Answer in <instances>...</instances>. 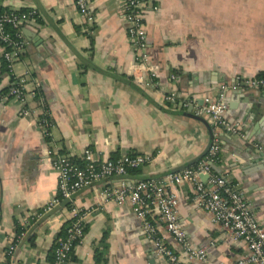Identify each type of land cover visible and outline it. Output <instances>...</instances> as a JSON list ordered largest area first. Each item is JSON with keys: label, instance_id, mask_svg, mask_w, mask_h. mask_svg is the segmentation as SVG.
<instances>
[{"label": "crops", "instance_id": "0c3cea01", "mask_svg": "<svg viewBox=\"0 0 264 264\" xmlns=\"http://www.w3.org/2000/svg\"><path fill=\"white\" fill-rule=\"evenodd\" d=\"M144 2L147 52L156 75L151 79L145 73L148 81L140 84L128 71L134 50L123 0H90L94 20L84 24L72 0H0L5 10L38 14L21 30L27 45L10 71L2 69L0 45V264H48V253L68 221L70 201L86 213L85 231L62 264H164L128 203L117 204L104 190L160 179L198 156L209 134L205 124L185 112L193 105L191 112L212 125L200 110L222 86L227 87L225 118L240 124L252 147L242 136H221L226 129L212 125L220 144L213 170L236 184L264 227V90L237 84L264 75V0ZM12 75L23 79V100L9 93ZM169 91L188 104L167 103ZM85 149L96 161L123 154L151 159L136 171L77 191L66 206L49 213L46 208L57 195L49 154L65 153L82 164ZM169 189L177 196L187 240L207 250L202 262L188 263L180 255L183 264H230L246 253L242 241L193 205L190 182ZM16 223L26 234L8 253ZM156 225L174 248L163 224L157 220Z\"/></svg>", "mask_w": 264, "mask_h": 264}, {"label": "built area", "instance_id": "2783aa9c", "mask_svg": "<svg viewBox=\"0 0 264 264\" xmlns=\"http://www.w3.org/2000/svg\"><path fill=\"white\" fill-rule=\"evenodd\" d=\"M72 1L83 24L94 20L90 0ZM123 4L126 31L134 50V60L128 71L135 81L146 84L148 80L145 78V73H148L151 79L156 75L155 68L149 63L147 52L144 22L146 5L144 0H123ZM37 18L38 14L35 10H5L0 6V45L7 70H11L13 63L19 60L25 51L27 43L22 38V26L35 22ZM7 27L13 29V34ZM170 77L172 81L177 79L175 74H171ZM241 83L248 90H264V75L238 79L237 84ZM226 91L227 87L222 86L216 98H205L200 111L207 115L214 127L222 126L231 134L243 136L240 124L225 118ZM9 93L15 99L23 100L25 96L23 79L12 75ZM165 99L173 106L188 104L187 101L180 100L175 91H169ZM40 124L45 129L49 123L44 117L40 119ZM219 149V140L214 137L207 154L195 166L168 173L160 179L145 178L136 182H121L115 188L109 187L104 190L105 194L117 204L128 203L135 216L140 219L145 236L152 241L164 264H183L182 258L188 263L202 262L207 257L205 247L190 244L178 219V199L169 189V185L183 181H188L192 185L193 205L210 214L213 222L228 231L235 239L243 242L246 253L230 264H264V227L253 216L244 194L236 184L213 171L212 167ZM49 155L51 166L57 174V195L49 202L47 211L59 205L64 199L71 200L74 193L96 181L114 175H126L129 169L139 168L151 159L146 154H123L115 159L96 161L92 152L85 149L82 164H78L62 154ZM200 175H207L206 180L202 181ZM67 210L69 225L64 236L56 238L53 264H62L68 260L75 242L81 240L85 231L86 213L71 201ZM157 220L163 224L172 238L174 248L169 247L159 234ZM19 242L20 236L15 234L7 252L14 251Z\"/></svg>", "mask_w": 264, "mask_h": 264}, {"label": "water", "instance_id": "95a60500", "mask_svg": "<svg viewBox=\"0 0 264 264\" xmlns=\"http://www.w3.org/2000/svg\"><path fill=\"white\" fill-rule=\"evenodd\" d=\"M27 33L31 34L30 31H27ZM192 108H193V105L188 106V108H187V112H185V115H188L190 118H193V119H195V120H197V121H200V122H202L203 124H205V126H206V128H207V131H208V134H209L208 143H207V145L205 146V148L203 149V151H202L198 156H196L195 158H193V159L190 160L189 162H187V163H185V164H182L181 166H178V167L174 168V169H173L174 172H176V171H180V170H182V169H184V168H186V167H188V166H190V165H193V164L198 163V162L201 160V158H203V157L207 154V152H208V150H209V148H210V146H211V144H212V142H213V139H214V137H215V136H214V133H213V131H212V125H210V124H209L206 120H204L201 116L193 114V113L191 112ZM220 128H223V130H225V128L222 127V126H221ZM224 132H225L226 135L231 134V133H229V132L226 131V130L223 131V132H221V133H219V134L222 136V135L224 134ZM231 135H233V134H231ZM234 135H235V134H234ZM236 136H237V138H239L238 135H236ZM242 138H243L244 144H245V143L248 144V145H249V148H251L252 146H251V144L249 143L250 136L245 135V136H242ZM219 145H220V144H219ZM255 152H257V153H258L259 155H261V156L263 155L262 152H259V151H257V150H255ZM200 178H201L202 181H205L206 178H207V175H200ZM68 202H69V199H64L59 205H57V206H55L54 208H52V209L50 210L49 213L53 214L55 211L60 210V208H61L62 206H66V205L68 204ZM42 221H43V218L39 219L34 225H32V226L30 227L28 233L34 231V230L37 228V226H39V225L42 223Z\"/></svg>", "mask_w": 264, "mask_h": 264}, {"label": "trees", "instance_id": "16d2710c", "mask_svg": "<svg viewBox=\"0 0 264 264\" xmlns=\"http://www.w3.org/2000/svg\"><path fill=\"white\" fill-rule=\"evenodd\" d=\"M23 27L24 26H22V29H23ZM8 28V30H9V32L11 33V34H13V29L12 28H10V27H7ZM21 29V30H22ZM2 69H6L7 70V64H6V62H5V60L2 58ZM38 95V94H37ZM37 98V97H36ZM218 162H219V154H217V157H216V159H215V162H214V165L215 164H218ZM195 166V165H194ZM213 168V167H212ZM136 170H138V168H136V169H129L128 171H136ZM214 171V170H213ZM35 221V220H34ZM69 225V221H67L65 224H64V226L62 227V229H61V231L59 232V234H58V237H60V236H64V234H65V230H66V228H67V226ZM15 234L16 235H19V236H21V238H23V236L26 234V229H24L21 225H19L18 223H16V225H15ZM55 241H56V239H55ZM78 243V241L77 242H75V245ZM54 248H55V243H54V245L52 246V248H51V250L49 251V253H48V256H47V262H48V264H53V261H54ZM74 249V248H73Z\"/></svg>", "mask_w": 264, "mask_h": 264}, {"label": "rangeland", "instance_id": "374dc122", "mask_svg": "<svg viewBox=\"0 0 264 264\" xmlns=\"http://www.w3.org/2000/svg\"><path fill=\"white\" fill-rule=\"evenodd\" d=\"M62 155L66 156L67 158H69L71 160V158L67 154L62 153Z\"/></svg>", "mask_w": 264, "mask_h": 264}]
</instances>
